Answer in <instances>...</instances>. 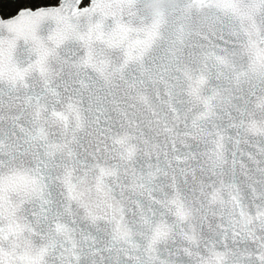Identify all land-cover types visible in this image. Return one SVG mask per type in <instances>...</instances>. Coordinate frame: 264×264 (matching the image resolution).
Returning a JSON list of instances; mask_svg holds the SVG:
<instances>
[{"label":"snow or ice","instance_id":"obj_1","mask_svg":"<svg viewBox=\"0 0 264 264\" xmlns=\"http://www.w3.org/2000/svg\"><path fill=\"white\" fill-rule=\"evenodd\" d=\"M0 264H264V0H0Z\"/></svg>","mask_w":264,"mask_h":264}]
</instances>
